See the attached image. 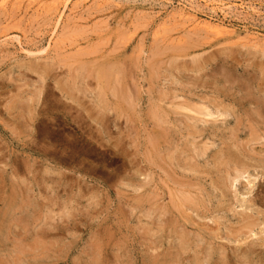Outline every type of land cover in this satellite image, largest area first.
Instances as JSON below:
<instances>
[{
    "label": "rangeland",
    "instance_id": "obj_1",
    "mask_svg": "<svg viewBox=\"0 0 264 264\" xmlns=\"http://www.w3.org/2000/svg\"><path fill=\"white\" fill-rule=\"evenodd\" d=\"M64 1L0 0V264H264V0Z\"/></svg>",
    "mask_w": 264,
    "mask_h": 264
},
{
    "label": "bare ground",
    "instance_id": "obj_2",
    "mask_svg": "<svg viewBox=\"0 0 264 264\" xmlns=\"http://www.w3.org/2000/svg\"><path fill=\"white\" fill-rule=\"evenodd\" d=\"M36 1V0H35ZM63 1V0H62ZM88 1V0H87ZM91 1V0H90ZM172 1V0H171ZM179 1H181V2H187V3H190L191 5L194 3L193 1L194 0H179ZM199 1V3L200 2H202V3H204L205 4V6H206V8H209V10L212 12V13H214V15H216L215 13H218V12H220V13H223V14H226V15H229L230 13H232L233 14V12H232V7H229V6H227L226 4H224L223 2H218V1H220V0H215V1H213V0H211V1H208V0H198ZM42 2V1H41ZM40 2V3H41ZM166 2H168V0H166ZM197 2V1H196ZM43 3V2H42ZM46 3V2H45ZM49 3V2H48ZM55 3V2H54ZM57 3V2H56ZM73 3V0H65L64 2H62V4H61V11H60V15H59V17H58V21H57V23H56V28H58L60 25H61V23H63V18H66L65 16H66V13L68 12V10H70V6H71V4ZM85 3V2H84ZM88 3V2H87ZM171 4V3H170ZM196 4V3H195ZM46 5V4H45ZM45 5L43 6L44 8H45ZM79 5V4H78ZM199 5V4H198ZM200 5H201V3H200ZM31 6V5H30ZM33 6V5H32ZM39 6V5H38ZM49 6V4L47 5V7ZM51 6V5H50ZM73 6H74V3H73ZM72 6V7H73ZM185 6V5H184ZM190 6V5H189ZM203 6V5H202ZM58 7V6H57ZM186 7V6H185ZM188 7V6H187ZM241 8H243L242 6H240ZM181 8V7H180ZM234 8V7H233ZM47 9V8H46ZM50 9V8H49ZM179 9V8H178ZM187 9V8H186ZM186 9H182L181 8V10L180 11H178L177 13H175V14H173L172 15V17H171V20H170V22L171 21H174V22H178V23H180V25H182L184 28H191L192 29V27L193 28H197V29H200L201 31H204L205 32V34L207 33V34H211V35H214V36H216V35H220V34H222V33H227V28H225V27H223L222 25H219V24H214L213 22H211V21H209V20H207V21H200L199 19H198V17L196 16V14H194L193 13V15L192 14H190L189 12H186ZM203 10H205L204 8H203ZM202 10V11H203ZM239 10V9H238ZM38 11V10H37ZM47 11H49V10H47ZM176 11V10H175ZM190 11V10H189ZM191 11H193V8H191ZM198 11V10H197ZM236 11V10H235ZM244 11V10H243ZM25 12V11H24ZM43 12V11H42ZM71 13V12H70ZM69 13V14H70ZM240 13V12H239ZM27 14V13H26ZM50 14H52V13H50ZM199 14V13H198ZM205 14V13H204ZM209 14H210V12H209ZM28 15V14H27ZM55 15V14H54ZM75 15H77L76 13H75ZM203 15V14H202ZM207 15V14H206ZM213 15V16H214ZM238 15V14H237ZM51 16V15H50ZM68 16V15H67ZM208 16V15H207ZM225 16V15H224ZM231 15H229V17H230ZM52 17V16H51ZM202 17V16H201ZM204 17V16H203ZM227 17V16H226ZM26 18V17H25ZM69 18H70V16H69ZM74 18V17H73ZM76 18V17H75ZM74 18V19H75ZM214 18V17H213ZM28 19V18H27ZM206 19V18H205ZM208 19V18H207ZM210 19H211V16H210ZM224 19V18H223ZM66 20V19H65ZM64 20V21H65ZM69 20V22H70V19H68ZM78 19H76V21H77ZM169 20V19H168ZM203 20V19H202ZM67 21V20H66ZM65 21V22H66ZM214 22H216V21H214ZM220 22V21H219ZM223 22V21H222ZM227 22V21H226ZM68 23V22H67ZM71 23V22H70ZM76 23V22H75ZM217 23V22H216ZM64 24V23H63ZM221 24V23H220ZM228 24V23H227ZM231 24V23H230ZM78 25V24H77ZM176 25V24H175ZM229 25V24H228ZM165 26V25H164ZM229 28V27H228ZM231 28V27H230ZM233 28V27H232ZM254 28V27H253ZM185 30V29H184ZM184 30H182V31H184ZM190 30V29H189ZM250 30V29H249ZM249 30H247V31H249ZM181 31V32H182ZM197 31H199V30H197ZM246 31V30H245ZM232 32H233V30H232ZM240 32V31H239ZM255 32V31H254ZM179 33V32H178ZM230 33V32H229ZM229 33H228V35H229ZM234 33V32H233ZM238 32H236V34H237ZM245 33V32H244ZM177 34V33H176ZM206 34V35H207ZM175 35V34H174ZM183 35H185V34H183ZM230 35H231V33H230ZM238 35H239V33H238ZM259 35H260V33H259ZM227 36V35H226ZM242 36V35H241ZM262 36H264V35H262ZM223 37V36H222ZM225 37V36H224ZM234 37H235V34H234ZM169 38V37H168ZM217 38V37H216ZM225 38H227V37H225ZM233 38V37H232ZM236 38H237V35H236ZM246 38V37H245ZM256 38H258V37H256ZM170 39V38H169ZM218 39V38H217ZM227 39H230V38H227ZM248 39H250V40H253L252 38H248ZM259 39V38H258ZM17 40V39H16ZM178 40V39H177ZM181 40H182V38H181ZM231 40V39H230ZM18 42H19V39H18ZM21 42V41H20ZM19 42V43H20ZM179 41H177V43H178ZM23 46H24V44H22ZM22 45H20V48L22 47ZM22 49V52H23V47L21 48ZM20 49V50H21ZM26 52V51H25ZM113 69V68H112ZM116 71V70H115ZM98 99H99V97H98ZM130 99V98H129ZM211 113V112H210ZM208 115H209V113H208ZM207 115V116H208ZM210 116H212V115H210ZM206 117V116H205ZM13 172H15V170H13L12 171V173ZM240 172V171H239ZM238 172V173H239ZM14 174V173H13ZM15 174H16V172H15ZM14 174V175H15ZM2 176H4V175H2ZM2 176H0L1 178H2ZM226 185V184H225ZM193 188V187H192ZM191 188V189H192ZM224 188H225V186H224ZM186 189V188H185ZM184 189V190H185ZM188 189V188H187ZM193 189H196V188H193ZM185 193V192H184ZM183 193V194H184ZM182 194V193H181ZM186 194V193H185ZM3 195V194H2ZM199 195V194H198ZM179 196V195H178ZM192 196H193V193H192ZM184 197V196H183ZM181 198V197H180ZM195 198H197V197H195ZM182 199V198H181ZM181 199H179V200H181ZM177 200H178V198H177ZM185 202V201H184ZM182 203V202H181ZM19 204V203H18ZM24 204V203H23ZM22 204V205H23ZM197 204V203H196ZM10 205H12V204H10ZM27 205V204H26ZM191 205V204H190ZM200 205V204H199ZM15 207L17 206V204L16 205H14ZM24 206H25V204H24ZM183 206V205H182ZM194 206V205H193ZM196 206H198V204L196 205ZM10 207V206H9ZM19 207H20V205H19ZM21 207H23V206H21ZM20 207V208H21ZM27 207H28V205H27ZM182 208V207H181ZM194 208V207H193ZM9 209V208H8ZM11 211H13V209L11 208L10 209ZM22 210H24V209H22ZM6 211V210H5ZM9 212V211H8ZM14 212V211H13ZM22 212V211H21ZM5 213V212H4ZM15 213V212H14ZM25 213V212H24ZM27 213V212H26ZM2 216H3V214H1ZM243 215V214H242ZM2 216H1V219H2ZM10 216H12V215H10ZM9 216V217H10ZM22 217V215L20 216V218ZM14 218V215H13V217H12V219ZM15 218H16V216H15ZM19 218V219H20ZM7 220L8 218L6 217V218H4V220ZM11 219V220H12ZM17 219V218H16ZM21 219H23V218H21ZM251 219V218H250ZM9 220V219H8ZM13 220H15V219H13ZM24 220H27V219H24ZM24 220H20L21 221V223L24 221ZM16 221V220H15ZM14 221V222H15ZM19 221V222H20ZM10 222V221H9ZM17 222V221H16ZM25 223V222H24ZM26 226V225H25ZM5 228V227H4ZM258 228V227H257ZM14 229V228H13ZM254 230V229H253ZM252 230V231H253ZM7 232H8V230H7ZM252 233V232H251ZM8 234H9V232H8ZM11 235V234H10ZM253 236H255V233H254V235ZM10 240V239H9ZM8 240V241H9ZM249 240V239H248ZM7 241V242H8ZM23 240L21 239V242H22ZM25 241V240H24ZM23 241V242H24ZM244 241V240H243ZM242 241V242H243ZM185 244V243H184ZM184 246V245H183ZM23 247V246H22ZM182 250H184L185 251V249H182ZM251 253V252H250ZM249 254V253H248ZM252 254H253V252H252ZM212 256V255H211ZM251 256V255H250ZM253 256V255H252ZM204 257H206V256H204ZM203 256H202V258H204ZM241 257V256H240ZM243 257V256H242ZM198 258L199 257H197L196 258V260H197V262H198ZM201 258V259H202ZM208 259H209V257H207ZM244 258V257H243ZM207 259V260H208ZM211 259V258H210ZM210 259L208 260V262L207 263H209V261H210ZM245 260H246V257L244 258ZM250 259V258H249ZM259 259V258H258ZM158 260V259H157ZM195 260V261H196ZM239 260V259H238ZM252 260V259H251ZM8 261V260H7ZM194 261V262H195ZM241 261H242V259H241ZM6 262V261H5ZM9 262V261H8ZM204 262V261H203ZM243 262H245L244 260H243ZM243 262H241L242 264H243ZM7 263V262H6ZM247 263V262H246ZM246 263H244V264H246ZM193 264V263H192ZM224 264V263H223Z\"/></svg>",
    "mask_w": 264,
    "mask_h": 264
}]
</instances>
